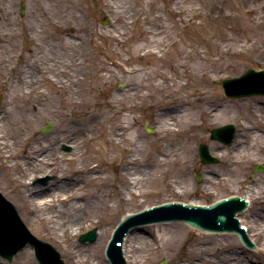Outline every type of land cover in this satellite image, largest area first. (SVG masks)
<instances>
[{
  "label": "rangeland",
  "instance_id": "374dc122",
  "mask_svg": "<svg viewBox=\"0 0 264 264\" xmlns=\"http://www.w3.org/2000/svg\"><path fill=\"white\" fill-rule=\"evenodd\" d=\"M1 12L6 18H0V108L8 104L10 115L0 132L9 137L10 153L17 157L7 164L22 161L25 140L32 142L33 134L51 140L64 131H81L89 139L78 147L55 143L49 162V168L77 180L73 202L82 209L64 220L77 226L73 234L61 230L59 216V222L48 225L33 218L30 203L22 199L23 188L8 180L0 158V194L13 203L28 232L58 252L62 264L78 259L86 260L79 264H107L106 245L126 213L170 201L208 205L237 196L239 183L248 177L264 183V149L257 136L251 140L252 130L241 126L264 122V96L227 98L221 88L225 79L264 69V0H0ZM33 66L41 69L44 80L40 95L30 97L40 103L37 114L28 109L27 95L13 90L14 70L19 75ZM45 67L52 68L57 80L72 81L58 87ZM227 124L234 125L240 139L230 144L212 140L210 130ZM201 144L222 158L214 153L216 162H202ZM240 144L243 155L234 166L226 153ZM41 169H27L31 187L55 180L53 172ZM139 169L143 180L126 194ZM209 172L225 180L219 179L208 193H198ZM258 201H251L250 213L258 209ZM162 225L169 233L182 225L185 232L181 239L174 236V242L164 236L160 250L149 251L139 264H177L186 239L207 246L217 239L212 250L237 248L242 262L264 264L263 235L251 237L253 250L236 234L198 233L185 223ZM154 227L140 226L138 232L147 236ZM92 230L95 241L81 243L80 236ZM148 240L153 247V235ZM0 263L39 264L31 246L9 262L0 258Z\"/></svg>",
  "mask_w": 264,
  "mask_h": 264
},
{
  "label": "bare ground",
  "instance_id": "6f19581e",
  "mask_svg": "<svg viewBox=\"0 0 264 264\" xmlns=\"http://www.w3.org/2000/svg\"><path fill=\"white\" fill-rule=\"evenodd\" d=\"M0 18L5 19L6 12H1ZM152 53L153 50H150V54ZM79 62L80 60L78 59V63ZM33 68V71H26L19 75L17 74L16 70H14V74H16L14 84L16 85V87L13 90H21L22 94L27 95L26 99L29 106L28 109H30L33 113L37 114L40 109V103L37 102L36 104L34 101L30 100V97L33 94L40 95V92H38V88L40 83L44 80L42 79L43 75H39V73H41V69L38 67L36 69L35 66H33ZM51 69L52 68L48 67H45L44 69L45 73H48L50 75V80L53 81L58 87L66 86L68 84L67 82L71 78H66L67 82L57 80V78L50 72ZM31 79H33L34 81H31ZM70 81H72V79ZM262 106L263 107L261 112H264V105ZM1 107L2 108H0V126L2 124V121L7 118V115H10L8 104L4 107ZM168 123L169 122L167 121L165 122L166 125L164 128L169 130ZM241 126L243 128H246V130L248 131L252 130L251 140L255 136H257V143L259 144L260 148L264 149V122H262V120L256 121L255 123L243 122ZM125 130L126 128L117 131L118 135L123 133V131ZM32 136V142L27 141V139L25 140V151L23 152V156L20 157L22 161L19 164L16 163L17 165H14V163L12 165H8L6 160L8 161L12 158L13 160H15L17 157H13L10 153L11 146L9 145V137L0 132V158H2V156L4 157V173L6 174L8 180L11 181V183L14 180L15 185L21 186L23 188L22 199L30 203V207L32 210L30 214L33 216V218H38L43 222L44 225H48L50 221L56 220V222H59L57 220V216H59V219L62 220L64 224L61 230H69L71 231V234H73L75 231L78 230V228L74 229V227L77 226H74L73 224L68 223L64 220L70 218L72 216V213H76V210L82 209V205L73 202L75 199L73 195L76 193L75 191L78 190V183L77 180H74L70 176H64L63 172L57 173L54 168H49V162L52 157H54L56 154L57 148L55 146V143L56 145H59L63 142H67L70 143L71 146L78 147V144H85L89 141V139L85 135L82 136L81 131H78L77 133H69V131H64L63 133L51 140H39L36 138L35 134H33ZM239 137L240 136H234L233 140H239ZM255 143L256 142H251V145L255 146ZM243 144L245 145V147H247L248 145L247 141L243 142ZM243 144L235 145L234 149H230V152L226 153V160L232 163V165L234 166L238 164V159L241 157V155H243L241 152ZM220 148L221 150L223 149L222 146ZM208 152L212 156L215 153L214 149L208 150ZM5 153H7V155H5ZM72 153L74 156L75 152ZM215 154H217V152ZM217 155L220 156V158H222L223 156L221 153H218ZM92 167L96 168L97 166ZM92 167L89 168L91 169V171L93 169ZM29 168H31L33 172L38 170V168H42L41 170H39L40 172L51 171L53 172L56 181L53 180V182H50L48 185L43 187H31L30 181H27L28 175L26 174L27 169ZM78 171L81 173H86V169L82 167H78ZM13 172L15 175L12 174ZM208 174V176H204V186L198 191V193L200 191L202 193H208L210 192L209 189L211 186L219 183V179L225 180L224 176H221L219 177V179H216V174L213 172H209ZM133 175L134 177L130 180V187L125 189L126 191L124 190L126 194H131V192L135 191L139 182L143 180V170L139 169L138 171L133 173ZM92 178H94V176ZM237 191V196H243V198L246 200H259V207L256 211L250 213L249 207V209H246V211H242L241 215H239L237 218H240L242 220L243 225L246 227L250 238L255 236L256 239H260V235H263L264 238V183L260 182L257 178L248 177L245 182L243 181L239 183ZM122 194L124 195V192H122ZM59 202L68 205L69 208L59 207L57 205V203ZM188 204H196L198 206L203 205L201 202L195 200L190 201ZM43 211H47V213L44 214ZM129 214L130 213H126L125 215H123V217H121L119 221L127 217ZM61 215L63 216V219H61ZM20 220L22 221L23 219L20 217ZM82 221L83 220H81V224ZM22 222L23 224H26L24 220ZM79 224L80 223H78V227ZM182 225H178V231L169 233V231L166 229L167 226H159V224H156L153 225L156 226L154 227L155 232H152V234L146 232L147 234H149L147 236L138 232L139 230H141L139 229V227L138 229H134L130 237H125L124 256L125 258H127L128 264H139L141 261H144L145 255L149 251L153 250L156 247L157 250H160L159 242L164 236L169 241L172 238L173 242L175 241L174 236L181 239L183 236V232H185L183 230L184 228L182 227ZM161 228L163 229L161 230ZM194 230L198 233L202 232L198 231V229ZM104 235L105 236L101 237L102 243H105V240L107 238V233H105ZM152 235L155 240V245L153 247H151L148 240L150 239V237H152ZM97 236H99V232L97 233ZM194 236H196V234H194ZM217 241L218 240L216 239L214 242L209 243V245L207 246L204 243H196L194 241H191L190 239H186L181 244L184 256H182V258L178 261L177 264H247L246 262H242L240 260L241 258L240 256H238L237 248L230 249V247L226 248L218 246L217 249L212 250L211 247L213 246L211 245H216ZM145 249L147 250V252L145 251ZM201 254H205L204 257H200L199 255ZM235 256H237V258H235ZM84 261L86 260L78 259L75 263L79 264L80 262ZM107 264H109V262H107Z\"/></svg>",
  "mask_w": 264,
  "mask_h": 264
},
{
  "label": "water",
  "instance_id": "95a60500",
  "mask_svg": "<svg viewBox=\"0 0 264 264\" xmlns=\"http://www.w3.org/2000/svg\"><path fill=\"white\" fill-rule=\"evenodd\" d=\"M221 85L223 93L227 97L238 98L257 94L264 95V69L260 71L249 69L238 78L224 80ZM233 137L234 127L232 125L213 129L211 131L212 139L219 140L225 144H229ZM199 154L203 162L215 161V159L210 157L207 148L204 145L200 146ZM237 197H240L243 200L240 198H228L209 207L185 206L179 203H169L160 207L145 210L139 214L131 215L123 220L114 232L113 238L107 247V256L110 259L111 264H128L127 258L124 256L125 239L122 245L123 257H121L119 247L123 236H125L132 227L151 222L174 220H185L192 226L209 231H236L240 233L244 242L250 246L252 244L254 246V242L251 240L242 220L237 218L240 226L244 227L246 231L245 233L244 230L239 227L238 221L235 218V214L244 209L246 202V209H249L251 201L244 199L243 196ZM246 209L244 211H246ZM241 213L236 217L241 215ZM153 225L154 224L146 226ZM134 229H138V227L131 229L126 237H130ZM245 234L248 235V239L252 243L247 239ZM95 236V232L91 231L82 235L80 241L85 242L88 240L92 243ZM27 243L33 245L36 257L41 264H62L59 255L52 248L36 240V238L32 237L26 231L12 206L0 196V255L7 260H10L12 255ZM252 249L255 250V246Z\"/></svg>",
  "mask_w": 264,
  "mask_h": 264
}]
</instances>
